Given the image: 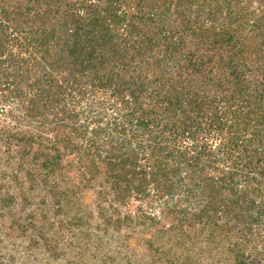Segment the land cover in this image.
I'll return each instance as SVG.
<instances>
[{"label": "rangeland", "instance_id": "obj_1", "mask_svg": "<svg viewBox=\"0 0 264 264\" xmlns=\"http://www.w3.org/2000/svg\"><path fill=\"white\" fill-rule=\"evenodd\" d=\"M147 1L0 0V264H236L235 242L243 258L264 252V221L246 236L230 190L215 206L225 231L194 220L230 169L246 214L264 205V0H204L201 16L192 0ZM222 31L236 39L214 46ZM135 149L156 176L142 192L116 179Z\"/></svg>", "mask_w": 264, "mask_h": 264}, {"label": "trees", "instance_id": "obj_2", "mask_svg": "<svg viewBox=\"0 0 264 264\" xmlns=\"http://www.w3.org/2000/svg\"><path fill=\"white\" fill-rule=\"evenodd\" d=\"M112 1H117V3L120 2L119 4L121 5V3H123L125 0H112ZM126 1L128 2V0H126ZM183 1L186 2V0H183ZM225 1H229V2L232 1L233 2V0H225ZM235 1L239 5L241 4V2H240L241 0H235ZM192 2H198V4H195L194 3L195 4L194 6H198L197 8L200 11L198 15L201 16V14H202L201 13L202 12L201 11V8H203V7L200 4L202 2H204V0H192ZM192 2H191L190 8L192 7V4H193ZM147 4H152V2H150L148 0L147 1ZM179 12H180V14H181V12L183 14L185 12V10H182V11L180 10ZM214 12H215V16H217L218 13H216V10ZM155 15H157V10L156 9H151L147 13L143 11V13H140L139 12V14L137 16L136 15H133V16L138 17V19H139V18H143V17H149L150 18V16L151 17H154ZM210 16L211 15H208V17H210ZM154 20L155 19H153L152 21H154ZM187 20L189 21L188 23L190 25H191L190 21H194L193 19H191V20L187 19ZM248 24H249V22H248ZM200 26H202V25H200ZM263 26L264 25H263L262 19L260 21H257L256 22V27H259V29H261L264 32ZM108 29H110V28L108 27L107 30ZM207 30H208L207 27H199L197 29V31H202V32H205V33H206ZM214 34L215 35L211 39V41L214 44V46L218 45L219 43L223 44V41L225 43L226 42L232 43L234 41V39H236V37H235L234 34H232L231 32H227V31H226V33H225V31H222V33L221 32H214ZM148 39L150 41H152V38L151 37H148ZM244 45H245V43L242 42V41L239 42L238 41V38H237L235 47L236 46H239L240 48H245ZM235 47L232 46V49L234 50ZM246 49H249V47H247ZM237 50H241V49H237ZM258 52H260V49H258ZM218 55L220 56V54H218ZM260 56H261V53H260ZM210 60H212V59H210ZM242 83L243 82H241L239 86H241ZM131 93H132V96L135 97V100H138V96L136 95V93L134 91H131ZM124 99L127 100V103H129V100L126 99V96H125ZM153 147L155 148V146H153ZM158 148L163 149L160 146ZM123 155L126 156V157H124V158L123 157H120V159H121L120 161L122 162V164L130 167V169L116 173L117 174L116 175L117 181L120 182L122 179L126 178L128 175H132L135 178H138L139 179V182H142L141 185H138L137 190L138 191H141V192L142 191H145V188L143 187L144 184L145 183L147 184V182L150 181V180L153 181L156 178V176L154 175L153 172H150L152 174L148 177V175L150 173L148 172L147 167H140V165L137 164V162H138V150L137 149H135L129 155H125V153H123ZM53 159L55 161L54 163L56 164L57 163L56 162L57 157H54ZM198 162L200 163V161H198ZM112 165H114V166L112 167ZM115 165H116V163H113L112 161L109 163V166H110L111 169H113L115 167ZM53 167H54V165H53ZM54 169H55V167H54ZM261 173L264 174V170H261ZM224 176L226 178H224ZM228 176L231 178L229 184L226 186V183L227 182H225V185L222 184L221 187L218 186V190L216 188H214V187L212 188L213 190H211L212 191L211 193L213 194L214 191H215V194H213V197H212L211 200L206 201L207 203H205L202 208L196 210V212L194 213V220H199L200 223L202 221H204L205 219L206 220H209L210 223H213L216 226L215 229H219V230L225 231V230H223L221 228V225L218 223L224 217L219 213L218 209L215 206H216V204H218V202L220 200L223 199L224 192H228V190H230L229 195H228V193L225 194L226 196H228L229 199H231V203L228 204V208H231L232 207L231 210L236 211V217H237L236 219H238V218L243 219V221H244V232H245V235L246 236H249L253 232L252 220L260 221V223H263V221H264V205L262 204V207L260 209L258 208V211H256L254 213V214H257V215H255L256 216V219L250 215V214H253V213H250L249 215L246 214L247 211H250L251 210V208H250V205L251 204H250L249 201L243 199L244 194L246 192H245V190L242 189L241 185H239V182H238V180L236 178V171L235 170H232V169H230L229 171H226V173H224L223 176L219 177L220 178V181H227ZM209 179H211L210 181H214L215 183H217L216 181L218 180V179H216V181H215L214 178H209ZM222 187H225V188L222 189ZM240 194H241V196H238ZM255 207H256V204H255ZM128 217H130V216L128 215ZM228 217H230V216L227 215V218L226 219H228ZM230 220H231V218H230ZM226 222H228L230 224V221H226ZM229 224H227V227H225L227 229V231L231 229L230 228L231 225H229ZM204 229L205 228L201 229L200 227H196L195 226L194 227V234L195 235L196 234L199 235V237H200V234L201 235H203V234L206 235L207 232H205ZM183 233H184V235H186L188 237H191V235H187L186 232L183 231ZM217 236L218 235H216L214 233L213 235L207 236V237H208V239H210V241L211 240H214L215 241V240H217ZM229 246L232 247V250L233 251L238 248V250H237L238 252L236 253V258H237V262L238 263H236V264H264V252H262L261 250L257 249V251H255V253H251V255H248V257L250 259H247L246 257L243 258L245 256L246 252H245V250H243V249L240 248V242H235L233 244L232 243H229ZM210 264H212V263H210Z\"/></svg>", "mask_w": 264, "mask_h": 264}]
</instances>
